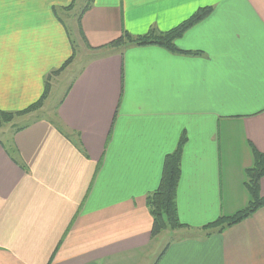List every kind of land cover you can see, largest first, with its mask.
<instances>
[{"label": "crops", "instance_id": "crops-1", "mask_svg": "<svg viewBox=\"0 0 264 264\" xmlns=\"http://www.w3.org/2000/svg\"><path fill=\"white\" fill-rule=\"evenodd\" d=\"M89 1L80 54L64 24L77 0H0V112L38 102L75 54L51 78L40 112L72 73L50 115L0 132V264H264V208L202 230L248 206L253 148L264 154V0ZM208 7L176 42L189 54L106 46ZM183 134L185 227L152 238L147 198Z\"/></svg>", "mask_w": 264, "mask_h": 264}, {"label": "trees", "instance_id": "trees-1", "mask_svg": "<svg viewBox=\"0 0 264 264\" xmlns=\"http://www.w3.org/2000/svg\"><path fill=\"white\" fill-rule=\"evenodd\" d=\"M93 0H90L91 3ZM72 4L68 10L72 9ZM86 7L84 11L87 9ZM212 13V8L199 9L189 19L178 25L176 28L164 32L157 33L151 30L148 34L143 36H133L127 32L112 41L107 47L118 46H158L164 48L175 54H189L177 48L176 42L181 39L186 32L191 28L205 20ZM83 39L85 40L82 30H80ZM75 58L72 56L61 69L50 74L45 81V90L41 99L20 112H0V128L10 124L15 118L24 115L32 114L40 111L45 104V101L51 90V78L59 76L67 67L73 62ZM188 141V137L183 134L178 142L176 150L167 155L164 161L163 174L160 185L156 191L150 194L147 198V204L153 219V226L151 230L152 238H157L166 231H174L185 227L179 219L177 207V190L181 179V162L184 147ZM254 166L246 173V188L250 195V202L248 206L241 212L232 217H221L217 221L205 226L202 230L206 231L208 235L213 232L222 233L225 230L234 227L246 219L255 215L259 210L264 208V196L261 194V181L264 178V154L259 153L253 148Z\"/></svg>", "mask_w": 264, "mask_h": 264}, {"label": "rangeland", "instance_id": "rangeland-1", "mask_svg": "<svg viewBox=\"0 0 264 264\" xmlns=\"http://www.w3.org/2000/svg\"><path fill=\"white\" fill-rule=\"evenodd\" d=\"M87 5H88L87 0H77L76 6L74 7V11L72 12L71 17L70 18L64 17L65 19L64 24L68 30V33L73 42V45L76 48V52L80 54L83 52L85 42H87L86 38L84 40L83 36L82 38L80 36V33H81L80 30H82L81 28L82 23H81L80 18L82 17L84 9L87 7ZM71 75L72 73L68 72L64 74L61 78H59L57 82H55V84H58V86L53 92V95L49 102V106L45 107L43 111L41 112L36 111L34 112L33 115H31V118L28 116L27 118H23V120L21 121L14 119L10 124H7L8 126L7 125L3 126L4 127L3 130L0 132L4 131V132H7V134L9 133L11 134L12 132H14L13 130H16L18 127L28 124L35 119L44 118L45 116H49L50 112L53 111L55 104L57 105V103L63 98L64 94L68 91V88L70 85L69 80L71 78ZM170 239H172L171 235L163 234L161 238L159 239L158 243H162L166 245L168 240ZM159 257H160V253L156 255L155 262L158 260Z\"/></svg>", "mask_w": 264, "mask_h": 264}]
</instances>
